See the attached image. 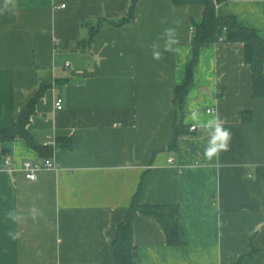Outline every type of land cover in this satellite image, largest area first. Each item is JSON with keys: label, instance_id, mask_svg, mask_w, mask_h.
<instances>
[{"label": "crops", "instance_id": "1", "mask_svg": "<svg viewBox=\"0 0 264 264\" xmlns=\"http://www.w3.org/2000/svg\"><path fill=\"white\" fill-rule=\"evenodd\" d=\"M206 2L139 0L133 23L104 26L92 45L82 23L126 17L131 0H15L14 14H0V130L49 85L28 128L53 143L56 163L32 181L23 163L42 158L24 141L10 144V168L0 156V264H117L113 243L141 182L140 204L179 206L184 244L169 245L158 220L137 213L139 264H264V98L253 97L243 44L202 48L184 91ZM217 9L264 34V0ZM177 18V52L153 60L151 43ZM193 109L219 117L232 133L229 151L205 158L207 134L191 130ZM175 124L186 133L170 149ZM62 137L71 147L56 143ZM33 206L42 212L36 221Z\"/></svg>", "mask_w": 264, "mask_h": 264}, {"label": "trees", "instance_id": "2", "mask_svg": "<svg viewBox=\"0 0 264 264\" xmlns=\"http://www.w3.org/2000/svg\"><path fill=\"white\" fill-rule=\"evenodd\" d=\"M139 0H131L130 9L126 17L114 19H98L95 23L84 21L83 26H89L90 35L86 44L92 45L93 39L106 26H126L136 19V5ZM179 3L180 0H175ZM228 0H207L205 11L200 22L193 23L191 44L194 56L187 71V83L184 91L188 90L192 80V68L198 62L200 50L220 42L242 43L244 46V59L252 70L253 97L264 98V34L240 22L234 15H222L218 12V5ZM79 41L77 44H81ZM49 85L43 83L36 97L19 115L11 128L0 130V156L11 151L10 144L22 140L27 146L35 150L42 159L51 158L54 146L41 144L28 128L31 117L35 114L37 101L44 95ZM181 108L183 101L179 102ZM242 120L250 122L253 119L252 110L243 112ZM185 126L175 124L174 137L169 144L170 149H176L179 138L184 135ZM56 143L62 147H71L69 138H58ZM143 182L133 196L126 219L119 225L117 237L113 243V255L117 264H139V250L134 244L133 220L137 213L153 217L162 225L167 242L171 246H182L184 241L180 235V208L178 205H142L139 196Z\"/></svg>", "mask_w": 264, "mask_h": 264}, {"label": "clouds", "instance_id": "3", "mask_svg": "<svg viewBox=\"0 0 264 264\" xmlns=\"http://www.w3.org/2000/svg\"><path fill=\"white\" fill-rule=\"evenodd\" d=\"M6 12L14 14L15 0H2V4H0V14ZM173 23L174 26L165 27L158 38L151 43L150 48L153 60L160 61L164 59L163 54L165 52L172 54L177 52L180 45L178 28L181 26L182 21L177 18ZM161 24L167 25L168 19L166 17L162 18ZM183 59L181 61H183ZM190 119L194 122V127L203 129L207 134V145L204 149V156L206 159L212 160L213 158H218L221 152L230 150L232 133L229 129L224 127L219 117L203 120L200 117L199 111L193 109L190 113ZM41 215V210L35 206L28 210V218H31L33 221H36ZM8 217L14 222H18L23 218L15 212H9ZM8 235L13 239L18 237V233L10 232Z\"/></svg>", "mask_w": 264, "mask_h": 264}, {"label": "built area", "instance_id": "4", "mask_svg": "<svg viewBox=\"0 0 264 264\" xmlns=\"http://www.w3.org/2000/svg\"><path fill=\"white\" fill-rule=\"evenodd\" d=\"M192 32H194V29L192 28ZM56 106L58 110H61L64 108V98L63 97H58L56 100ZM210 112V111H209ZM197 127L192 126L191 130L195 131ZM51 142L45 143V145H50ZM170 162H173V159L171 158L169 160ZM13 163V157L12 155L8 154L5 158V166L7 168H10ZM23 171L25 173V177L28 180H36L38 178V174L40 171L44 169H56V163L52 158H46V159H41V160H26L23 163Z\"/></svg>", "mask_w": 264, "mask_h": 264}, {"label": "rangeland", "instance_id": "5", "mask_svg": "<svg viewBox=\"0 0 264 264\" xmlns=\"http://www.w3.org/2000/svg\"><path fill=\"white\" fill-rule=\"evenodd\" d=\"M53 143L51 142V144L50 145H52Z\"/></svg>", "mask_w": 264, "mask_h": 264}]
</instances>
